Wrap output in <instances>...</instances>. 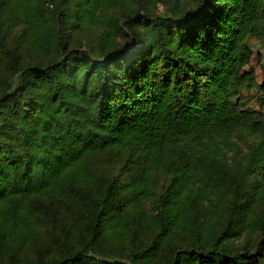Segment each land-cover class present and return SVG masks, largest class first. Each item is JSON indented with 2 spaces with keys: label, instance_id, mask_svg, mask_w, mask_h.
<instances>
[{
  "label": "trees",
  "instance_id": "16d2710c",
  "mask_svg": "<svg viewBox=\"0 0 264 264\" xmlns=\"http://www.w3.org/2000/svg\"><path fill=\"white\" fill-rule=\"evenodd\" d=\"M142 1L0 0V264H264V111L239 96L264 93L243 70L248 40L264 45V0ZM69 2L80 28L101 25L96 42L71 45ZM20 23L43 62L5 46ZM99 153L118 164L110 178ZM44 199L85 217L87 236L18 258ZM132 224L149 237L126 251Z\"/></svg>",
  "mask_w": 264,
  "mask_h": 264
},
{
  "label": "rangeland",
  "instance_id": "374dc122",
  "mask_svg": "<svg viewBox=\"0 0 264 264\" xmlns=\"http://www.w3.org/2000/svg\"><path fill=\"white\" fill-rule=\"evenodd\" d=\"M194 3L195 0H185L183 7H192ZM137 5L138 2H135L134 6ZM141 5H148V0H143ZM73 7L70 2L65 7L63 5L61 15V25L65 28V32L68 33L71 45L77 46L88 42H96L102 30L101 25L96 21L93 24H89L87 28H80L75 10H72ZM165 7L166 5L158 3L153 12H164L166 11ZM50 8L52 11H58V9L54 8V5H51ZM121 9L117 7L108 11L107 14L120 17L121 11L123 10ZM2 37L5 46L8 45L14 48L24 63L32 64L35 61L43 62L45 60L42 52L27 48L26 33L21 23L7 29ZM248 43L251 49V58L243 70L245 72L252 70L255 74L257 84H262L264 81V45H261L255 39H249ZM2 46L3 41L0 42V82L5 77H10L7 70L8 57L5 48ZM259 93L258 89L255 88H243L239 96L245 107L264 111V104L260 105L258 102L260 95L264 99V93ZM117 170L118 164L109 160L104 153L95 155V171L97 176L102 179L110 178ZM259 194L264 196V191L261 188L255 191L253 198ZM42 202H46V207H43L39 211L33 238H25L23 242L10 247V253H13L18 258L25 257L33 259L38 256H48L50 253L59 252L62 247L68 245L79 248L87 236V228L84 222L85 217L74 218L72 214L61 209L58 205L56 206L50 203L47 199H44ZM261 205L264 208V201H262ZM128 230L129 232L125 234V239L116 241L118 246L124 250H129L132 245L142 247L147 242L149 233L146 230L135 229L133 224Z\"/></svg>",
  "mask_w": 264,
  "mask_h": 264
}]
</instances>
